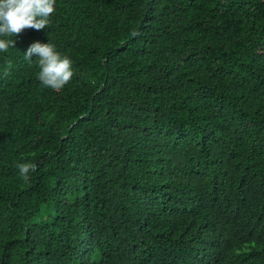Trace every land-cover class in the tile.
<instances>
[{
    "label": "trees",
    "instance_id": "1",
    "mask_svg": "<svg viewBox=\"0 0 264 264\" xmlns=\"http://www.w3.org/2000/svg\"><path fill=\"white\" fill-rule=\"evenodd\" d=\"M11 39L0 264H264V0H56Z\"/></svg>",
    "mask_w": 264,
    "mask_h": 264
},
{
    "label": "clouds",
    "instance_id": "2",
    "mask_svg": "<svg viewBox=\"0 0 264 264\" xmlns=\"http://www.w3.org/2000/svg\"><path fill=\"white\" fill-rule=\"evenodd\" d=\"M56 12V0H0V52L14 48L11 37L22 34L24 30L40 31L50 27L51 17ZM36 56L39 68L38 80L53 91H60L71 83L74 76L73 61L62 55L54 43H32L23 58L29 64ZM20 177L28 182L29 173L37 170L33 162L17 165Z\"/></svg>",
    "mask_w": 264,
    "mask_h": 264
}]
</instances>
